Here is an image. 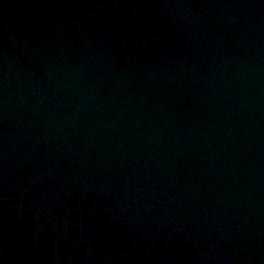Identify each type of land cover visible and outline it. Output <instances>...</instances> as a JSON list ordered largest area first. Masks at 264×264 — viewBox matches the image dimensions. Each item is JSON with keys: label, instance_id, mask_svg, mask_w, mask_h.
Here are the masks:
<instances>
[{"label": "water", "instance_id": "95a60500", "mask_svg": "<svg viewBox=\"0 0 264 264\" xmlns=\"http://www.w3.org/2000/svg\"><path fill=\"white\" fill-rule=\"evenodd\" d=\"M0 264H264V0H0Z\"/></svg>", "mask_w": 264, "mask_h": 264}]
</instances>
